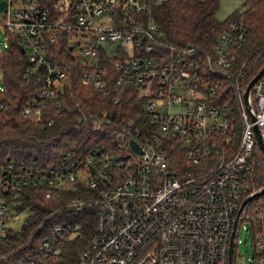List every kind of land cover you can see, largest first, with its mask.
Returning <instances> with one entry per match:
<instances>
[{
	"label": "built area",
	"instance_id": "built-area-1",
	"mask_svg": "<svg viewBox=\"0 0 264 264\" xmlns=\"http://www.w3.org/2000/svg\"><path fill=\"white\" fill-rule=\"evenodd\" d=\"M127 7L142 11V0H7L0 20L4 32L17 33L23 53L43 68L42 85L35 91L39 118L44 99L54 97L70 73L50 57V44L63 31L70 48L84 56L81 83L100 92L105 82L99 46L108 50L107 45H114L112 52L119 56L113 62L119 71L115 83L138 85L146 119L113 121L108 112L82 113L79 120L93 117L109 124L113 137L108 144L100 140L86 151L71 145L45 164L35 158L8 161L0 174V235L10 226L19 188H38L45 198L68 191L73 195L67 206L93 215L77 264H227L242 184L257 160L253 125L264 141V74L250 92L251 121L239 89L241 69L229 71L231 48L244 39L243 22H231L208 53L165 41L156 24L136 18ZM220 79L239 90L236 144L229 106L218 101ZM34 104L30 100L24 116ZM40 120V127L53 121ZM255 197L247 211L256 223L254 247L261 255L264 193ZM243 216L244 210L238 226ZM81 227L71 220L53 224L28 264H53L64 242L78 237Z\"/></svg>",
	"mask_w": 264,
	"mask_h": 264
},
{
	"label": "trees",
	"instance_id": "trees-1",
	"mask_svg": "<svg viewBox=\"0 0 264 264\" xmlns=\"http://www.w3.org/2000/svg\"><path fill=\"white\" fill-rule=\"evenodd\" d=\"M142 3V11L127 7L130 14L156 24L165 41L177 46L192 45L201 52L209 53L231 22H243L244 39L231 48L233 58L229 69L234 74L241 69L238 76L240 91L264 64V0H242L243 7L232 11L223 20L216 18L219 0H142ZM119 19L121 16L117 23ZM4 35L7 46L0 50V174L10 160L35 158L45 164L60 158L71 145L86 151L100 140L108 144L113 137L109 124L93 117L79 120L82 113L100 116L108 112L113 121L121 117H132L135 122L146 119L140 109L138 85L126 81L115 83L119 71L113 62L119 56L112 52L114 45H107L108 50L105 44L99 46L102 47L98 51V64L104 71L105 82V88L100 92L92 85L81 83V70L85 66L81 59L73 56L74 46L70 48L64 32L58 31L50 44V57L57 66L66 67L70 73L61 82L57 94L44 99L40 118L43 121L52 118L53 121L40 127L41 120L37 115L40 108L36 107L35 91L42 85L40 75L43 68L36 66L22 52L17 33L6 31ZM220 82L218 101L229 106L233 142L236 144L240 135L239 90L229 80L220 79ZM33 99L35 104L24 116L25 108ZM254 155L256 164L251 177L242 184L241 199L264 186V155L258 146L254 147ZM60 194L59 197L45 198L38 188L18 189L12 204L13 212L18 214L28 210V214L18 228L8 226L4 236L0 235V264H28L29 257L35 255L40 241L48 236L53 224L63 220L82 223L81 232L62 246L53 264H77L85 236L93 229V215L91 211L66 205L73 193L62 191ZM253 199L244 209L246 216H250L247 210Z\"/></svg>",
	"mask_w": 264,
	"mask_h": 264
},
{
	"label": "rangeland",
	"instance_id": "rangeland-1",
	"mask_svg": "<svg viewBox=\"0 0 264 264\" xmlns=\"http://www.w3.org/2000/svg\"><path fill=\"white\" fill-rule=\"evenodd\" d=\"M242 0H219V10L216 13V18L219 20H223L224 17L229 15L234 10H239L243 6H241ZM7 6V0H0V20L4 15V10ZM104 21H107L108 18H103ZM7 43L4 35V30L2 25L0 24V50L6 48ZM76 51V56L79 59H83L84 56ZM178 107H174L173 110H176ZM28 214V210H24L23 212H19L18 214H12V216L7 220V224L13 226L14 228H18L24 217ZM244 218V216H243ZM252 228V231H251ZM256 230V223L254 219L250 216H246L241 220L237 230L235 237V252L232 264H264V254L258 255L257 248L254 247L255 239H254V231ZM264 233V230L263 232ZM72 236L66 242L72 241Z\"/></svg>",
	"mask_w": 264,
	"mask_h": 264
},
{
	"label": "water",
	"instance_id": "water-1",
	"mask_svg": "<svg viewBox=\"0 0 264 264\" xmlns=\"http://www.w3.org/2000/svg\"><path fill=\"white\" fill-rule=\"evenodd\" d=\"M21 50H22V52L24 51L22 48H21ZM263 74H264V64L261 65V67L256 72V74L248 81L247 85L245 86V88L242 90V93H241V97H243L244 106H245L247 112H249V114H250L251 121H254V113L252 112V107H251V102H250V97H249L250 92H251V89H252L256 79ZM252 127H253V134H254L255 142L264 155V141L260 137L259 129L255 125H253ZM130 144L134 148H137V146L132 141L130 142ZM261 193H264V186H262L258 190L252 191L250 194L245 196L244 199L240 202L241 204H240V206L236 212V215L234 217L235 220L233 221V225H232L231 238H230L229 247H228L229 250H228L227 264L233 263V255H234V250H235V248H234L235 237L237 235L236 230H237L238 222L240 220V215H241L242 211L244 210V207L248 204L247 202L250 201L253 197L258 196Z\"/></svg>",
	"mask_w": 264,
	"mask_h": 264
}]
</instances>
